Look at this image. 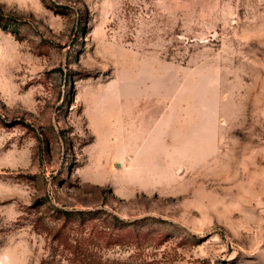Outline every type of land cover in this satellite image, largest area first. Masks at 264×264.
<instances>
[{
    "label": "rangeland",
    "instance_id": "rangeland-1",
    "mask_svg": "<svg viewBox=\"0 0 264 264\" xmlns=\"http://www.w3.org/2000/svg\"><path fill=\"white\" fill-rule=\"evenodd\" d=\"M0 24V264H82L52 235L96 209L133 222L105 264H264V0H0Z\"/></svg>",
    "mask_w": 264,
    "mask_h": 264
},
{
    "label": "trees",
    "instance_id": "trees-1",
    "mask_svg": "<svg viewBox=\"0 0 264 264\" xmlns=\"http://www.w3.org/2000/svg\"><path fill=\"white\" fill-rule=\"evenodd\" d=\"M0 28L2 30L6 29L5 24H0ZM60 213L64 218L73 215L76 221V228L79 227L83 230L85 226L89 227L85 237L80 236L81 232H77V234L74 235L72 234L73 238H71V242L68 240V235L62 233V229L57 230L52 235L53 239L57 241V244L61 245L59 252L62 255L71 256L73 259L77 258L82 264H105L101 260L100 255H98L100 250L96 248L95 244L98 242L106 243L107 240L111 239L110 233H106L105 229L111 227L116 231H122L125 230L126 227L133 225V222H126L117 218L115 215L100 209L74 211L64 210ZM97 222H99V225H97ZM121 233L117 232L112 235H120ZM107 236L109 239L105 240V237Z\"/></svg>",
    "mask_w": 264,
    "mask_h": 264
}]
</instances>
